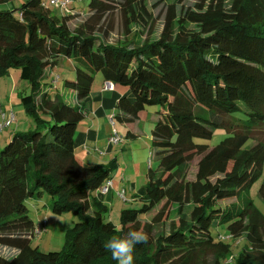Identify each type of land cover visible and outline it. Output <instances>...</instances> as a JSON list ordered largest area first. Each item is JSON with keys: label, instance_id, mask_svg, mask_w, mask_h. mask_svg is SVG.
<instances>
[{"label": "trees", "instance_id": "16d2710c", "mask_svg": "<svg viewBox=\"0 0 264 264\" xmlns=\"http://www.w3.org/2000/svg\"><path fill=\"white\" fill-rule=\"evenodd\" d=\"M146 1L89 0L86 18L73 30L69 22L76 15H58L41 0H27L16 12L0 7V78L20 71L30 90L20 104L34 125L0 148V246L15 251L0 253V264H118L104 245L130 230L150 237L136 246L134 264H264L258 237L264 217L252 200L239 210L220 205L249 195L264 174V144L247 147L249 128L230 133L223 120L240 114L246 127L264 122V0H206L186 15L192 29L179 19L174 33L167 24L157 39L138 42L132 32L125 41L108 42L111 30L103 21L122 12L127 33L136 16H148ZM61 57L74 65V79L62 83L74 104L44 83ZM97 74L132 97L116 101L114 122L131 124L148 107L157 109L151 130L157 168L148 169L139 208L121 210L119 228L93 196L115 164L88 167L74 156ZM218 128L227 132L220 143L197 142L210 140ZM196 157L195 179L187 181L184 168ZM258 194L264 202V175ZM43 195L53 214L76 218L58 251L31 245L35 227L26 203ZM168 219L169 230L155 233L154 226ZM242 236L237 251L224 240ZM207 251L212 263L202 255Z\"/></svg>", "mask_w": 264, "mask_h": 264}, {"label": "rangeland", "instance_id": "374dc122", "mask_svg": "<svg viewBox=\"0 0 264 264\" xmlns=\"http://www.w3.org/2000/svg\"><path fill=\"white\" fill-rule=\"evenodd\" d=\"M27 0H14L12 2L13 8L18 10L23 3ZM48 2V0H41ZM71 4L69 5V9L72 10V13L77 17L71 23H69V28L73 30L76 26H78L88 14V4L89 0H70ZM231 0H225V3L228 5ZM203 2L206 0H148L146 1V9L148 13L145 11L142 12L143 14H148V16L144 17L143 21H140L139 17L136 16V23L133 26L129 27L127 33H125V23L129 20L122 16V12H115L109 19L103 21L107 23L106 28L111 30V33L108 35V42L116 43L119 41H125L132 36V32L136 33L135 40L141 42L144 39H157L160 33L165 28V25L168 24V29L174 33L178 27V20L181 19L182 21L188 22L187 29H192L193 25L189 23L188 17L186 16L192 11H196L199 5H202ZM10 3V2H9ZM10 7H12L10 5ZM73 7V8H72ZM51 9L54 11L53 7ZM146 20V21H145ZM131 21V20H130ZM104 27V26H103ZM99 34V33H96ZM19 70L18 69H10L8 74H5L0 78V105H2V109H6V107L11 108L13 110L14 118L17 120V124L13 123L9 127H5L2 132H0V148L3 147L8 142V138H5V134H9L13 130L23 128V124L25 122L33 124L32 119L27 115L21 104H20V97L19 95L29 94V85L27 82L20 80L19 78ZM53 79L49 82V80L45 79L44 83L50 85L48 89L49 93L51 92H58L64 95L67 101H71L68 98V95L65 93L64 89L62 88V83L65 79H74V70L70 67L64 68L62 65L56 66L53 69ZM101 74H98L96 79H100ZM13 83L17 84V88L13 91H10L11 85ZM47 85V86H48ZM25 89V92H23ZM147 110L154 116L157 110L156 107H148ZM235 117L223 116V120L226 123V129L230 133H238L240 131L244 132L246 128L250 130V137L246 144L247 147L251 146L252 144L262 143L264 144V122L262 125H253L250 127H246V125L240 121L239 119H243L240 114L234 115ZM236 117H239L237 119ZM244 121V120H243ZM1 122V119H0ZM19 125V126H17ZM117 128H120L119 124H116ZM146 126V130L150 131V124H144L143 127ZM227 136V132L224 128L216 129L213 137L210 140H197L200 143H206L210 147H214L218 143H220L225 137ZM139 141V144L144 142ZM149 147H151V141H149ZM136 158H135V167L129 171V181L135 185L136 188L144 187V180L147 178L148 169L151 167L154 170L157 168V160L154 157L153 150L150 149V154L142 161L140 160L141 153L136 151ZM120 160V159H119ZM199 158H194L190 163H188L184 168V174L186 176L185 180L193 181L195 179V174L197 172V162ZM126 161V159H125ZM123 163L126 162H121ZM129 167H133L130 163L128 164ZM112 171H116V168H113ZM113 172V173H114ZM114 175V174H113ZM264 175V174H263ZM263 175L251 186L249 190V195L247 193L241 195L237 199H230L220 202L221 207L223 206H232L230 208H237L238 210L244 208L248 198H250L254 204V206L259 210V212L264 217V202L261 200L258 194L259 186ZM128 179V178H127ZM146 183V182H145ZM104 186V185H103ZM129 188V186H128ZM111 188H108L106 193L102 195H106ZM99 194L98 192H96ZM101 195V194H100ZM113 195V203H107L109 211L107 213V220L112 222L117 228H119V216L122 209H137L139 208V202H128L123 203L121 200L127 201L130 198L129 192L126 195L123 194V197H120L118 193L112 194ZM121 199V200H119ZM29 207V217L32 220L34 227H40L43 230H40L39 233L34 234L33 239H31V245L38 247L41 252H49V251H58L60 250L65 243L66 232L69 227L76 221V218L72 214H63V215H56L53 214L49 209V201L48 198L43 195L41 198L33 201H29L26 203ZM112 211V212H111ZM147 220L150 221L152 215L146 216ZM173 218V217H171ZM170 227V219L164 221L161 224H157L154 226V232H164L166 233ZM223 236L227 235L225 230H221L220 232ZM258 237L261 242L264 244V224H260L258 226ZM225 238V237H224ZM231 246L237 251L243 245V236L242 237H229L225 238ZM0 253L4 254H14L15 251L13 249H7V247L0 246ZM204 259L208 263L213 258V253L205 252L202 254Z\"/></svg>", "mask_w": 264, "mask_h": 264}, {"label": "crops", "instance_id": "0c3cea01", "mask_svg": "<svg viewBox=\"0 0 264 264\" xmlns=\"http://www.w3.org/2000/svg\"><path fill=\"white\" fill-rule=\"evenodd\" d=\"M13 1L14 0L0 7H4V9L16 12V9H12ZM43 2L45 3V1ZM70 4L71 1L68 4V7ZM10 5L12 7H10ZM53 9L58 15L63 14L59 10L55 8ZM70 14L73 15L71 9L68 15ZM73 20H71L69 23H71ZM59 65H62V67L64 68L70 67L74 70V65L70 59L62 57L59 58L56 66ZM55 67L51 68L48 71L49 78H47V80H49V82L53 79V69ZM97 76L98 74L93 80L89 96L84 101L86 113L83 120L76 129L74 138V156L79 161V163L88 167L97 164L105 165L109 164L110 162H113L115 164L114 168H116V171H112L110 176L108 177V179L111 180V189L106 195L97 194L95 191L93 193V196H95L97 199L107 205L108 202L113 203V193L116 194L119 191H123L124 195L129 192L131 196L127 201L121 199L119 200H121L123 203L137 202L136 197L143 196L145 193V182L147 181V178L144 180V187L136 188L135 185L129 181L130 176L128 173L136 166V151H139L141 153L140 160L142 161L150 154L151 147H149V141H151V133L150 131L146 130V126L143 127V125L150 124V128H152L156 120V114L152 116L149 110H145L140 112L138 114V119L131 124H119L114 122L113 120L111 122L110 118L116 112V101L123 96L128 97L130 100H132V97L127 88L124 87L113 85L112 90L106 89L104 87L105 81L100 76V79H96ZM16 88L17 84L13 83V85H11L10 87V91H12V89L14 91ZM23 92H25V89ZM65 93L68 95V98L71 99V101L67 102L74 104L75 95L70 92ZM17 95L18 97L21 96L19 95V93H17ZM0 112H11L13 114V110L11 108L6 107V109H2V105H0ZM13 123L17 124V120L15 118L14 121L6 127L11 126ZM116 124H119L120 128H117ZM23 125V128H16L9 134H5L4 137L10 139L11 135L14 132L31 130L34 126L33 124L31 125V123H29L28 121ZM3 129L0 132H2ZM114 131L121 137L122 140L121 142L113 145L109 143V138ZM141 139H143L144 142H142V144H139V141H142ZM121 162L126 163H123L122 165ZM129 163L133 167H129Z\"/></svg>", "mask_w": 264, "mask_h": 264}, {"label": "clouds", "instance_id": "9594fccd", "mask_svg": "<svg viewBox=\"0 0 264 264\" xmlns=\"http://www.w3.org/2000/svg\"><path fill=\"white\" fill-rule=\"evenodd\" d=\"M212 63L216 65L218 61L213 59ZM149 239V234L143 230H130L123 236H113L104 246L118 264H134L133 254L136 246L148 243Z\"/></svg>", "mask_w": 264, "mask_h": 264}, {"label": "built area", "instance_id": "2783aa9c", "mask_svg": "<svg viewBox=\"0 0 264 264\" xmlns=\"http://www.w3.org/2000/svg\"><path fill=\"white\" fill-rule=\"evenodd\" d=\"M70 3L69 0H49L48 3H44V5L46 7H53L57 10H59L60 12H62L63 14H69L70 13V9L68 8V4ZM104 87L106 89L112 90L113 89V85L111 83L106 82L104 84ZM0 131L10 125L13 121H14V115L10 112V113H4V112H0ZM113 120V116L110 118V121L112 122ZM121 137L114 131L113 134L111 135V137L109 138V143L110 144H117L119 142H121ZM152 156L151 154H149V157ZM104 185V186H103ZM108 188H111V180L110 179H106L102 185L96 190V192H98L99 194H104L106 193V191L108 190ZM118 195L120 197H123V191H119ZM40 230H43V228L41 229L40 227H35L33 230V234H37L39 233Z\"/></svg>", "mask_w": 264, "mask_h": 264}]
</instances>
